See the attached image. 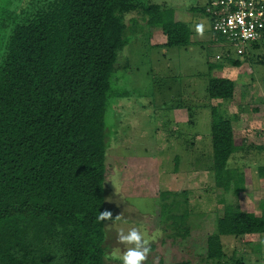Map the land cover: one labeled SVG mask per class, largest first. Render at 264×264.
Instances as JSON below:
<instances>
[{"label": "trees", "instance_id": "trees-1", "mask_svg": "<svg viewBox=\"0 0 264 264\" xmlns=\"http://www.w3.org/2000/svg\"><path fill=\"white\" fill-rule=\"evenodd\" d=\"M211 1L190 10L209 19ZM22 6L0 10V264H105V221L97 217L106 211V138L114 132L105 130V113L109 99L121 96L111 91V79L129 42L126 17L141 15L168 48L189 47L192 32L172 8L146 0H25ZM233 90L232 81L215 78L206 93L220 103ZM210 139L214 184L237 195L244 179L229 163L243 147L217 107ZM256 172L264 180V166ZM227 236L263 238L264 212L225 205L206 239L208 264L223 261L220 238Z\"/></svg>", "mask_w": 264, "mask_h": 264}, {"label": "rangeland", "instance_id": "rangeland-1", "mask_svg": "<svg viewBox=\"0 0 264 264\" xmlns=\"http://www.w3.org/2000/svg\"><path fill=\"white\" fill-rule=\"evenodd\" d=\"M207 1L146 0L172 8L176 20L188 24L186 48L165 47L161 31L148 28L141 15L126 17L129 42L111 79V91L121 96L109 99L105 113V130L114 131L106 138L105 208L112 221L104 223L105 264H118L114 249L126 250L117 231L141 225L149 236L160 234L146 264H208L206 239L225 205L256 216L264 212V180L256 172L264 166V40L241 52L218 43L210 20L190 10ZM24 2L0 0V10H18ZM215 78L235 84L231 100L209 99L206 88ZM212 107L230 122L233 138L244 141L229 163L243 175L237 195L214 184ZM220 239L225 258L219 264H264V236Z\"/></svg>", "mask_w": 264, "mask_h": 264}, {"label": "built area", "instance_id": "built-area-1", "mask_svg": "<svg viewBox=\"0 0 264 264\" xmlns=\"http://www.w3.org/2000/svg\"><path fill=\"white\" fill-rule=\"evenodd\" d=\"M205 12L221 45L241 52L264 40V0H212Z\"/></svg>", "mask_w": 264, "mask_h": 264}, {"label": "clouds", "instance_id": "clouds-1", "mask_svg": "<svg viewBox=\"0 0 264 264\" xmlns=\"http://www.w3.org/2000/svg\"><path fill=\"white\" fill-rule=\"evenodd\" d=\"M97 219L98 221H112V213L108 211L99 213ZM124 223L127 224V221ZM159 235V233H156L149 236L142 225L130 227L127 231L120 228L117 231L118 243L124 245L126 250L121 252L119 248L114 249L111 258L117 261L118 264H146L151 253L150 243Z\"/></svg>", "mask_w": 264, "mask_h": 264}, {"label": "crops", "instance_id": "crops-1", "mask_svg": "<svg viewBox=\"0 0 264 264\" xmlns=\"http://www.w3.org/2000/svg\"><path fill=\"white\" fill-rule=\"evenodd\" d=\"M235 85V84H234ZM237 140V139H236ZM241 144L240 145H242V144H244V141H239ZM246 237H252V236H246Z\"/></svg>", "mask_w": 264, "mask_h": 264}]
</instances>
